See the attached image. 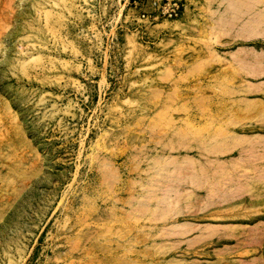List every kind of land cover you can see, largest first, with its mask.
Wrapping results in <instances>:
<instances>
[{"label":"rangeland","instance_id":"374dc122","mask_svg":"<svg viewBox=\"0 0 264 264\" xmlns=\"http://www.w3.org/2000/svg\"><path fill=\"white\" fill-rule=\"evenodd\" d=\"M0 264H264V0H0Z\"/></svg>","mask_w":264,"mask_h":264}]
</instances>
